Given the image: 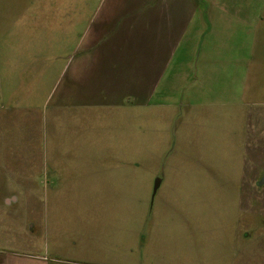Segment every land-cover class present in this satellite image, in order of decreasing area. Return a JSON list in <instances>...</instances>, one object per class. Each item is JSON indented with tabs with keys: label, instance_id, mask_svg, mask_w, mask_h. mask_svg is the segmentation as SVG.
I'll return each instance as SVG.
<instances>
[{
	"label": "rangeland",
	"instance_id": "1",
	"mask_svg": "<svg viewBox=\"0 0 264 264\" xmlns=\"http://www.w3.org/2000/svg\"><path fill=\"white\" fill-rule=\"evenodd\" d=\"M125 2L0 0V205L14 195L32 218L31 201L82 202L77 216L106 219L96 236L109 250L140 257L149 248L228 249L260 228L257 220L245 227L235 191L246 155L242 125L229 132L228 91L241 87L248 56L247 29L234 14L249 18L264 0H190L182 44L152 96L93 110L84 127L65 110L53 122L44 90L53 80L41 87L35 79L51 70L55 50L70 55L103 8Z\"/></svg>",
	"mask_w": 264,
	"mask_h": 264
},
{
	"label": "crops",
	"instance_id": "2",
	"mask_svg": "<svg viewBox=\"0 0 264 264\" xmlns=\"http://www.w3.org/2000/svg\"><path fill=\"white\" fill-rule=\"evenodd\" d=\"M125 1L122 7L103 8L70 55L54 51L47 61L56 74L50 70L35 79L41 87L53 80L54 88L44 89L50 95L47 108L54 109L53 122L65 110L64 115L84 127L92 123L93 110L102 111L108 105L118 110L123 98L145 101L156 91L173 49L182 44L187 31L190 0ZM238 14L235 21L244 23L248 33V56L243 60L241 87L238 92L228 91V105L234 107L228 125L229 132L236 124L243 127L246 168L243 183L235 191L243 204L245 227L257 220L259 232L245 230L232 247L221 251L149 248L146 257H140L129 253L133 249L109 250L111 245L96 236L105 231L106 219L77 216V209L85 208L82 202L31 201L36 209L31 218L18 211L26 201L12 195L0 205L8 213L3 216L6 230L0 239V264H264V8L249 18ZM236 115L238 121H233ZM43 224L46 236L41 235ZM171 240L170 234L161 237L165 247Z\"/></svg>",
	"mask_w": 264,
	"mask_h": 264
},
{
	"label": "water",
	"instance_id": "3",
	"mask_svg": "<svg viewBox=\"0 0 264 264\" xmlns=\"http://www.w3.org/2000/svg\"><path fill=\"white\" fill-rule=\"evenodd\" d=\"M157 188H155L154 192H156Z\"/></svg>",
	"mask_w": 264,
	"mask_h": 264
}]
</instances>
